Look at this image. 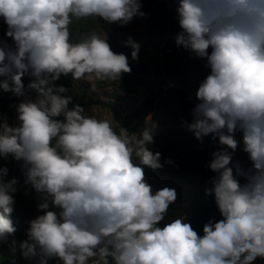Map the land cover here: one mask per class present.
Instances as JSON below:
<instances>
[{"label":"clouds","instance_id":"1","mask_svg":"<svg viewBox=\"0 0 264 264\" xmlns=\"http://www.w3.org/2000/svg\"><path fill=\"white\" fill-rule=\"evenodd\" d=\"M178 4L176 44L206 58L211 69L187 127L197 139L218 135L233 151L234 133L241 130L255 169L241 185L229 167L231 154H212L209 168L219 175L208 194L224 219L205 224L203 236L183 219L157 226L176 192L165 187L153 194L145 180L141 165L162 167L161 154L147 147L150 131L133 143L108 120L84 115L80 105L70 109L72 97L61 95L68 89L53 84L61 75L91 82L130 74L127 56L112 51L106 34L93 32L74 43L69 26L90 17L126 24L147 15L140 0H0L6 35L16 45L15 51L0 47V77H6L0 89L23 95L28 74L34 78L29 87L42 97L17 106L19 126L0 121V157L22 160L26 183L60 209L38 205L45 211L29 222L28 239L20 244L24 257L63 264H107L109 258L113 264H252L264 258V0ZM128 44L138 59L139 45L131 38ZM6 175L0 168V239L16 231L10 215L17 180L5 182Z\"/></svg>","mask_w":264,"mask_h":264},{"label":"rangeland","instance_id":"2","mask_svg":"<svg viewBox=\"0 0 264 264\" xmlns=\"http://www.w3.org/2000/svg\"><path fill=\"white\" fill-rule=\"evenodd\" d=\"M175 7L169 0H163L152 6L147 17H133L126 24L109 23L102 18H87L84 20L73 21L69 28L75 31H83L87 35L95 32L98 35L106 34L107 42L111 49L127 48L132 53L133 48L128 44L129 38L139 45L138 59H133L132 55L128 57V64L131 67V73H122L118 81L109 80H87L74 81L71 74L61 75L60 79L54 81L56 87L64 86L68 92L62 93L63 96H71L72 102L69 104L71 109L74 105H80L84 109V115L92 116L100 120H108L117 134L124 135L121 129L128 130L124 126L127 117L132 114L141 102L148 97H154V110L144 120L135 119L133 123V132L129 138L135 142L138 131L147 121L152 119V124L148 129L153 140L167 145L169 142H177L179 153L183 154L189 148H201L198 139L188 132L190 129L187 124L193 120L192 110L200 101L196 93L200 84L211 74V69L207 65L206 58H200L192 53L182 50L175 42L177 35L168 31V17L170 13L179 18L178 12L175 15ZM8 26L0 17V47L8 49L6 35ZM6 77H0L3 81ZM34 80L33 77L26 74L22 77L24 84L23 95L17 96L12 93L17 100V106L21 102H35L42 98L37 89L30 88L29 84ZM11 85V82H9ZM95 85L93 90L92 85ZM53 86L52 84L48 85ZM186 91V92H184ZM4 93L0 89V94ZM57 119L63 121L64 117ZM11 127L19 126L18 112L16 110L15 119L7 122ZM133 134H136L133 136ZM234 139L238 146L235 151L223 145L219 147L218 135L212 139L208 145L209 151L213 154L217 151H225L231 154V163L229 167L233 169L234 177L238 181L247 183V173H254L252 161L249 154L244 151L243 133L236 131ZM134 162L139 164L134 156ZM0 168L7 169L5 182L16 179V192L13 193L15 203L14 211L10 219L15 225L19 221L26 225L21 237L12 239V249L14 247L16 254H19L21 264H63L58 258H52L46 262L40 256L26 258L22 255L20 244L27 241V229L29 222L40 215L45 210L39 209L38 205L47 202V210L59 213L60 209L51 203V197L45 198L44 194H38L30 184L26 183V168L24 162L15 160L11 155L0 157ZM239 169V171H237ZM218 178L219 173L215 172ZM146 182L151 186L153 194L165 187L174 189L176 200L171 203L167 209L162 221L158 227L165 225L176 219H183L185 223L191 222V209L189 205L193 203L197 195L195 182L183 179L176 175L152 174L145 175ZM198 181V182H197ZM218 209L214 212L206 224L211 221L213 224L223 220ZM205 226V225H204ZM194 229L198 235L203 236V228ZM10 244L6 245L4 251L0 254V264H10L16 255H11ZM100 264H104L103 261ZM107 264H113L110 260ZM252 264H264V258L257 257Z\"/></svg>","mask_w":264,"mask_h":264},{"label":"trees","instance_id":"3","mask_svg":"<svg viewBox=\"0 0 264 264\" xmlns=\"http://www.w3.org/2000/svg\"><path fill=\"white\" fill-rule=\"evenodd\" d=\"M163 0H140L142 5L141 11L148 15L152 6L157 3L162 2ZM172 5L175 7L178 4V0H169ZM147 15L145 17H147ZM168 31L173 35H178L182 29L179 26V18L173 16V13L169 14L168 17ZM71 40L72 42H78L80 39L85 38L87 34L83 31H75L70 29ZM8 49L15 51L16 45L12 38H7ZM183 51L187 53H192L197 56L194 52H191L188 49H185L183 46H180ZM113 52L117 54H124L127 56H131L129 50L127 48L122 49H113ZM209 54L211 53V48L208 50ZM186 92V91H184ZM154 97H148L146 100L140 103V105L135 109V111L127 117L124 126L128 128L127 135L129 136L134 128L133 123L135 119L144 120L150 112L154 110ZM17 110V100L16 97L11 92H4L0 94V121L6 119L7 122L15 119ZM152 124V119L147 121L145 125L138 131L137 139L142 138V133L144 130L148 129V126ZM225 134L226 133V130ZM238 132L243 133L241 130H237ZM189 134H192L194 137L195 134L192 130H189ZM212 139V134H208L202 136L201 139H198V144L201 148H189L183 154L179 152V145L177 142H169L167 145L163 143H158L153 140L152 143L148 144L147 147L153 153L159 152L161 154L160 163L162 167L160 168H151L144 165L141 167L144 168V174L146 176H151L152 174L159 173L162 175H176L183 179L190 180L195 182L196 179L199 182L196 184V192L197 195L193 200V203L189 205L191 209V222L189 224L193 229H200L205 224L209 217L216 212L219 208L216 204L214 194H208V190L213 187V180L217 178L216 173L213 172L209 168V164L212 160V153L208 149V145ZM55 143V141L53 142ZM219 147L222 148L223 145L219 143ZM171 160L172 163H167L168 160ZM138 162L139 159L137 158ZM140 163V162H139ZM241 185H244L245 182L239 181ZM30 187H32L30 185ZM33 188V187H32ZM16 231L12 234L6 235L3 239H0V254L4 251L7 244H10L12 239L18 240L26 225L24 222L19 221L13 225ZM11 255H16L12 260H10V264H21L19 260V254H16L15 249L12 244H10ZM109 258L108 260H110Z\"/></svg>","mask_w":264,"mask_h":264},{"label":"water","instance_id":"4","mask_svg":"<svg viewBox=\"0 0 264 264\" xmlns=\"http://www.w3.org/2000/svg\"><path fill=\"white\" fill-rule=\"evenodd\" d=\"M175 15L177 14V9H175V13H174Z\"/></svg>","mask_w":264,"mask_h":264}]
</instances>
